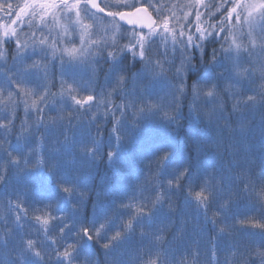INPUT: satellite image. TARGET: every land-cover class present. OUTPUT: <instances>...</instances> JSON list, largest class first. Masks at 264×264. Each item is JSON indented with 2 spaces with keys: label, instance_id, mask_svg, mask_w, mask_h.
<instances>
[{
  "label": "snow or ice",
  "instance_id": "6c2138e0",
  "mask_svg": "<svg viewBox=\"0 0 264 264\" xmlns=\"http://www.w3.org/2000/svg\"><path fill=\"white\" fill-rule=\"evenodd\" d=\"M145 128L163 139L106 202L64 167ZM173 196L191 229L162 222ZM0 221V264H264V0H0Z\"/></svg>",
  "mask_w": 264,
  "mask_h": 264
},
{
  "label": "rangeland",
  "instance_id": "374dc122",
  "mask_svg": "<svg viewBox=\"0 0 264 264\" xmlns=\"http://www.w3.org/2000/svg\"><path fill=\"white\" fill-rule=\"evenodd\" d=\"M167 2L172 3L175 2V0H167ZM179 2L183 3L184 0H179ZM207 2H215V0H207ZM216 45L217 44L212 46L209 45V52L211 51L212 47H219ZM6 47L9 49V59H11V51L15 47V44H9L6 45ZM177 62H179V53H177ZM104 68L106 69L107 65H104ZM103 77L104 72L101 71V84L103 83ZM97 91H99V88ZM117 102H119L118 99ZM184 114L187 115V101L185 102ZM22 115L23 114L21 113V117ZM102 118L103 117H101V119ZM108 127L110 128L111 125L109 124ZM163 137L164 132L162 129L145 128L143 132L137 137V139L111 166L106 163V160L89 164L86 161H82L77 158L75 162L65 163L64 167L67 170L80 169L81 175L87 178L88 189L93 199H96V194L99 192L100 201L103 203L106 202V200L111 199L113 194L118 195L127 191L129 188V183H133L138 175H142V173L146 171L145 166L149 163L150 159H152V152L158 146ZM122 179L127 180L126 182L128 185L124 186L123 181H121ZM87 207L92 208V201H88ZM195 222L197 224V220H195ZM0 258H2V256ZM99 263L107 264V258L105 255L102 257Z\"/></svg>",
  "mask_w": 264,
  "mask_h": 264
},
{
  "label": "trees",
  "instance_id": "16d2710c",
  "mask_svg": "<svg viewBox=\"0 0 264 264\" xmlns=\"http://www.w3.org/2000/svg\"><path fill=\"white\" fill-rule=\"evenodd\" d=\"M209 45L212 46L214 44H209ZM216 46H219V45H216ZM258 137H259V132H258V129H257V131L255 133H253L251 135V137L249 138L248 143L252 146V150L253 151H256L258 149V147H259V139H258ZM121 181H123V185L124 186L128 185L127 182H126L127 180H123L122 179ZM130 184H132V183H129V185ZM22 186H23V181L22 180L20 182L13 181L12 187L18 188V189H22ZM4 199L6 200V195H5ZM173 200L176 201L180 205V211L175 216H169V217L163 219L162 222L165 223V224H167L170 221H173L174 220L175 223L178 225L179 224V221L181 219V216H185V217L189 218V225H188V227H189V229H191L193 225H196V222H195V220H197L196 213L191 208H187V207H185L182 204V196H179V197L173 196ZM87 209H88L89 214H91V209L92 208L87 207ZM237 210L238 211H245V209L243 207H240ZM2 224H3V221H1L0 225H2ZM28 230H29V227L27 228V225H26L25 231H28ZM93 251L96 253V256L98 258V261H100L102 259V257L104 256V253L99 248H95V249H93ZM1 254H2V252H0V257L2 256ZM99 264H102V263H99Z\"/></svg>",
  "mask_w": 264,
  "mask_h": 264
},
{
  "label": "water",
  "instance_id": "95a60500",
  "mask_svg": "<svg viewBox=\"0 0 264 264\" xmlns=\"http://www.w3.org/2000/svg\"><path fill=\"white\" fill-rule=\"evenodd\" d=\"M122 24H123V26H125V27H129V28H132L133 26H131V25H128L127 23H125V22H121Z\"/></svg>",
  "mask_w": 264,
  "mask_h": 264
}]
</instances>
